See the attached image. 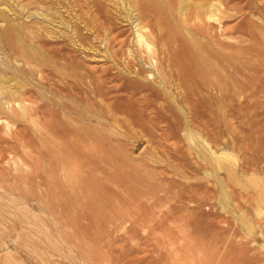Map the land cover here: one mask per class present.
Instances as JSON below:
<instances>
[{
	"label": "rangeland",
	"instance_id": "rangeland-1",
	"mask_svg": "<svg viewBox=\"0 0 264 264\" xmlns=\"http://www.w3.org/2000/svg\"><path fill=\"white\" fill-rule=\"evenodd\" d=\"M56 1L0 0V264H264V0Z\"/></svg>",
	"mask_w": 264,
	"mask_h": 264
},
{
	"label": "bare ground",
	"instance_id": "bare-ground-1",
	"mask_svg": "<svg viewBox=\"0 0 264 264\" xmlns=\"http://www.w3.org/2000/svg\"><path fill=\"white\" fill-rule=\"evenodd\" d=\"M56 1V0H55ZM63 1V0H62ZM87 2H89L88 0H86ZM113 1H115V0H113ZM57 2V1H56ZM76 2V1H75ZM85 2V1H84ZM117 2V1H116ZM62 3V2H61ZM60 3V4H61ZM71 3V2H70ZM79 4H80V2H78ZM86 3V2H85ZM118 3H119V6H121V7H119V8H122V10H125L124 9V4H126V5H128V8L130 7V8H132L134 11H136L137 12V14L139 15V16H141V17H144V18H151L152 16L153 17H155V16H157V14H158V10H157V8H156V6H152V5H148V4H146V3H143V2H141L140 0H137V3H138V5L139 6H135L134 7V3H132V1L131 0H125V1H123V0H118ZM188 3V1H186L185 0V4H187ZM57 4V3H56ZM74 4V3H73ZM76 4V3H75ZM78 4V5H79ZM136 4V3H135ZM65 5V4H64ZM63 5V6H64ZM69 5H71V4H68L67 6H69ZM219 5V4H218ZM82 6V5H81ZM53 7V6H52ZM70 7V6H69ZM45 8V7H44ZM47 8V7H46ZM65 8V7H64ZM76 8H78V7H76ZM79 8H81V7H79ZM78 8V9H79ZM66 9H68V8H66ZM213 9L214 10H216L217 11V9H216V7L215 6H213ZM46 10V9H45ZM44 10V11H45ZM49 10V9H48ZM48 10H46L45 12H47ZM71 10V9H70ZM66 11V10H65ZM126 11V10H125ZM183 11V10H182ZM182 11H179V12H182ZM50 12H52V11H50ZM127 12V11H126ZM128 13V12H127ZM182 13H184V12H182ZM211 13V12H210ZM42 15V14H41ZM55 15V14H54ZM88 15V14H87ZM184 15H185V13H184ZM212 15V14H211ZM56 16V15H55ZM57 16H60L59 14H57ZM74 16H76V15H74ZM45 17V16H44ZM47 17V16H46ZM62 17V16H61ZM152 17V18H153ZM207 17V16H206ZM212 17V16H211ZM63 18V17H62ZM209 18H210V16H209ZM49 19H50V17H49ZM51 20H52V18H51ZM93 20V19H92ZM55 21V20H54ZM63 21V20H62ZM59 23V22H58ZM63 23H64V21H63ZM59 25H61L60 23H59ZM88 29V28H87ZM142 30H143V27H139V31L137 32L138 33V43H140L142 46H145V47H143L144 49H146L147 50V52H148V54H149V60H151L152 58H154L153 57V51H152V47H151V45L149 44V42L144 38V35H143V33H142ZM136 41V42H137ZM138 45V44H137ZM140 46V45H139ZM146 52V53H147ZM154 61V60H153ZM2 88V87H1ZM3 89V88H2ZM7 89V88H6ZM13 90V89H12ZM12 90H11V92H12ZM8 93V92H7ZM15 93V92H14ZM13 93V94H14ZM19 93V92H18ZM24 94V93H23ZM9 95V94H8ZM21 95V94H20ZM9 98V97H8ZM20 98V97H19ZM11 99H12V97H11ZM16 99V98H15ZM20 100V99H19ZM4 111V110H3ZM23 112V111H22ZM14 113V112H13ZM18 114V113H17ZM10 115V114H9ZM14 115H15V113H14Z\"/></svg>",
	"mask_w": 264,
	"mask_h": 264
}]
</instances>
